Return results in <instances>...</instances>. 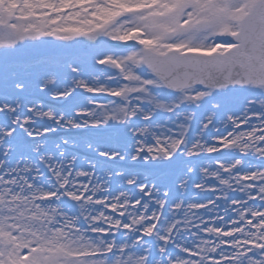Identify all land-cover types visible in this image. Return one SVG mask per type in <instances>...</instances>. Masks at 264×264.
I'll return each instance as SVG.
<instances>
[{"label": "snow or ice", "instance_id": "snow-or-ice-1", "mask_svg": "<svg viewBox=\"0 0 264 264\" xmlns=\"http://www.w3.org/2000/svg\"><path fill=\"white\" fill-rule=\"evenodd\" d=\"M0 264H264V0H0Z\"/></svg>", "mask_w": 264, "mask_h": 264}]
</instances>
